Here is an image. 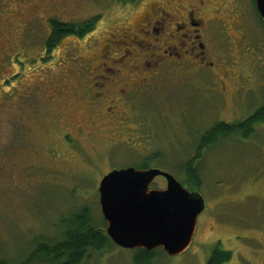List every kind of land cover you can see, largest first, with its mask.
I'll list each match as a JSON object with an SVG mask.
<instances>
[{
	"label": "rangeland",
	"instance_id": "374dc122",
	"mask_svg": "<svg viewBox=\"0 0 264 264\" xmlns=\"http://www.w3.org/2000/svg\"><path fill=\"white\" fill-rule=\"evenodd\" d=\"M153 1L127 7L119 0H0V262L25 263L35 240L59 241L60 221L82 210L94 225H104L99 185L111 171L138 168L153 157L150 168L184 178L202 135L264 108V28L256 23L242 43L225 41L222 33L209 43L220 79L205 68L198 78L196 68L163 65L116 128L97 132L86 106L78 104L81 111L68 120L70 92L81 87L66 80L85 71L90 59L96 66L106 41L126 23L136 29ZM96 16L100 21L87 39L66 38L47 56L53 20L83 24ZM248 17L257 21L255 12ZM142 47L130 49L145 54ZM221 81L226 92L216 86ZM64 82L70 90L61 96ZM69 126L82 127L85 136L61 141ZM254 129L248 139L224 138L206 150L198 163L206 210L192 246L179 256L157 249L152 264H208L218 244L233 255L227 264H264V123ZM153 186L164 190L167 184L158 177ZM142 252L110 246L83 264H136Z\"/></svg>",
	"mask_w": 264,
	"mask_h": 264
},
{
	"label": "flooded vegetation",
	"instance_id": "af4514ba",
	"mask_svg": "<svg viewBox=\"0 0 264 264\" xmlns=\"http://www.w3.org/2000/svg\"><path fill=\"white\" fill-rule=\"evenodd\" d=\"M252 12H255L257 21L248 17ZM94 18L100 21L99 17L92 19ZM89 20L91 19L84 23ZM256 23L264 28L257 0H154L142 12L136 29L126 23L119 36L113 35L111 40L106 41L96 66L90 59L85 64V71H80L79 75L66 80L81 87L78 91L74 88L75 90L70 92L74 100L71 106L74 108L70 110L68 120L71 121L81 111V108L76 106L78 104L86 106L83 109L86 110L88 120L94 126L98 124L97 132H109L106 128L111 126L116 128L127 117L126 110L131 115L130 108L135 95L138 91H148L145 87L150 86L158 75L154 70L163 65H174L182 70L196 68L198 78L205 68L213 71L215 77L220 79L218 66L217 71L216 63L210 62L209 43L212 40H220L221 33L225 41L235 43V39L242 43L245 34L253 29ZM234 34L240 35V39H236ZM89 35L91 33L84 38L76 35L69 37L81 40L87 39ZM140 44H143L145 54H135L130 49L131 46ZM113 53H119L120 57L110 58ZM128 55L136 58L134 64L128 65V62H132L127 58ZM126 68L136 69V74L125 76L123 71ZM216 86L224 92L228 87L224 81ZM58 87L61 96L70 90L65 82ZM62 118L63 115H60V119ZM85 134L82 127L71 129L69 126L61 141H80ZM152 189L157 188L152 186Z\"/></svg>",
	"mask_w": 264,
	"mask_h": 264
},
{
	"label": "water",
	"instance_id": "95a60500",
	"mask_svg": "<svg viewBox=\"0 0 264 264\" xmlns=\"http://www.w3.org/2000/svg\"><path fill=\"white\" fill-rule=\"evenodd\" d=\"M264 20V0H257ZM167 182L165 190H150L156 178ZM100 205L107 233L120 248L152 252L163 249L179 256L192 246L198 219L206 202L190 192L172 174L159 169L114 170L99 186Z\"/></svg>",
	"mask_w": 264,
	"mask_h": 264
},
{
	"label": "trees",
	"instance_id": "16d2710c",
	"mask_svg": "<svg viewBox=\"0 0 264 264\" xmlns=\"http://www.w3.org/2000/svg\"><path fill=\"white\" fill-rule=\"evenodd\" d=\"M141 0H119V3L128 6L136 5ZM98 19L94 18L84 24H71L53 20L50 24V34L46 42L47 56L51 55L59 45L69 36L86 37L95 30ZM264 123V108L256 111L248 119L234 123H218L208 132L201 136L195 148L194 156L185 165L184 178L177 176L182 185L190 192L200 193L203 179L198 166L206 150L219 142L221 139L238 136L248 139L254 135L256 125ZM159 158V157H158ZM153 157L145 159V165L138 167L140 170H148L147 163ZM104 225H94L91 214L88 210L73 214L69 219H62L59 227L61 229V239L59 241H47L40 238L33 242V252L28 260L23 264H33L34 262H44L45 264H83L92 254L102 253L115 246L107 233V223L103 219ZM154 252L143 251V256L136 259V264H152ZM233 255L224 251L221 244L212 251L208 264H227L231 262ZM0 264H6L0 262Z\"/></svg>",
	"mask_w": 264,
	"mask_h": 264
}]
</instances>
